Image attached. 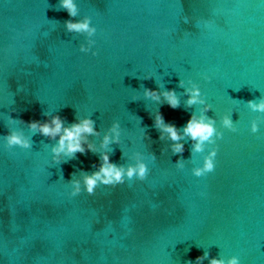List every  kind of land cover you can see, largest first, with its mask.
Returning <instances> with one entry per match:
<instances>
[{"label":"water","instance_id":"1","mask_svg":"<svg viewBox=\"0 0 264 264\" xmlns=\"http://www.w3.org/2000/svg\"><path fill=\"white\" fill-rule=\"evenodd\" d=\"M77 3L71 19L89 15L97 27L95 56L79 50L85 34L66 31L70 17L59 0H0V264H195L204 251L264 264V113L247 104L264 97V3ZM189 80L200 85L212 106L206 115L224 132L215 170L202 177L191 174L202 159L193 141L185 136L183 153L173 154V142L154 124L159 111L182 130L199 113L202 105L185 103ZM160 84L175 89L177 108L144 96ZM56 112L65 123L90 115L97 150L52 162L56 140L27 122ZM225 114L237 132L222 128ZM256 117L260 128L252 133ZM115 120L121 141L110 145V159L127 167L139 154L148 177L70 196L66 182L99 167L103 134ZM14 128L30 137L29 149L4 146ZM178 157L184 169L175 167Z\"/></svg>","mask_w":264,"mask_h":264},{"label":"clouds","instance_id":"2","mask_svg":"<svg viewBox=\"0 0 264 264\" xmlns=\"http://www.w3.org/2000/svg\"><path fill=\"white\" fill-rule=\"evenodd\" d=\"M264 3V0H260ZM60 7L65 9L70 19L64 21V27L68 32L85 34L88 39L86 43H81L79 50L84 53H89L93 56L97 54L94 48L96 40L94 39L97 33V27L92 22V17L84 15L79 19H71L79 15V7L77 0H59ZM185 23L192 22L191 17L185 15L183 17ZM205 25L210 21H204ZM150 78V77H145ZM204 79H211L210 75L205 74ZM180 86H184L185 81L179 80ZM188 87H185L187 99L186 105H202L199 113L193 112L182 130L174 123L166 122L161 112L157 111L154 116V124L161 131V138L167 135V138L173 143L170 145L173 154L183 153L184 143L183 138L189 137L192 141L193 154H202L200 162L195 163L191 168V174L195 177L205 176L215 170L216 156L219 145L217 140L221 139L224 132L218 129L216 121L207 116L206 113L211 109V104L208 103L206 96L202 93L201 87L198 83L192 80L188 81ZM144 96L153 100L159 101L163 97L171 108L175 109L180 104V99L175 89L164 88L162 84L158 88H145ZM247 104L253 112L264 113V97L258 101L248 100ZM46 118L41 121L33 119L27 122V127L33 131H39L42 135L48 136L56 140V143L51 147V158L54 163L67 162L65 158H74L76 153L83 154L86 151L95 152L96 146L89 139L90 136L100 135L95 127V121L90 115L78 117L71 123H65L64 118L56 113H45ZM10 123H15L16 119L8 116ZM21 123H25L21 121ZM223 129L230 132H237V124L233 122L231 114H225L221 120ZM260 128V117L250 120L249 130L252 133H257ZM121 127L118 120L112 122L111 126L103 134L100 147L104 149L100 153V164L96 170L92 172L81 171L80 176H74L66 183L70 186L69 195L76 196L82 191L92 195L96 192L99 185L116 186L124 184L133 179L137 181H145L149 175V164L145 159L137 154L136 162L129 164L127 167L117 164L110 159L112 144H119L121 141ZM142 135H146L143 134ZM150 139V137H148ZM4 146L6 148L19 147L21 149H29L31 147V139L25 135L22 129H12L4 137ZM151 159H155L153 153ZM177 169L185 168V161L178 157L175 163ZM61 179H63L61 175ZM207 259L208 264H242L239 255H230L227 259L223 257H209L208 251H204L202 255L195 257V264H201L203 260ZM187 264H193L189 260Z\"/></svg>","mask_w":264,"mask_h":264}]
</instances>
